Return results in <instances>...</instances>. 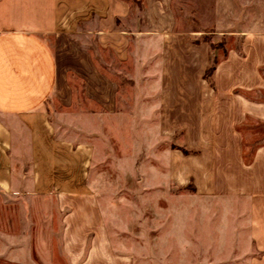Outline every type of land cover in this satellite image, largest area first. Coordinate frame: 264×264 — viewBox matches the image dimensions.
Segmentation results:
<instances>
[{
    "label": "crops",
    "instance_id": "obj_1",
    "mask_svg": "<svg viewBox=\"0 0 264 264\" xmlns=\"http://www.w3.org/2000/svg\"><path fill=\"white\" fill-rule=\"evenodd\" d=\"M128 11L126 0H0L2 210L43 207L50 216L59 204L70 264H132L130 254L115 251L87 183L90 145L59 135L87 131L84 122L97 114L119 113L118 96L124 95L119 83L75 37L82 31L92 35L98 47L125 65L133 33L117 23ZM72 20L76 30L67 28ZM146 33L139 34L146 48L145 95L157 96V130L168 138L177 133L178 147L189 150L168 149L169 178L180 186L191 182L195 196L235 203L242 219L226 224L233 231L220 240H235L229 264H264V141L251 146L248 157L242 128L251 121L264 125V31L240 33V47L217 63L212 85L203 76L209 47L194 41L196 32ZM153 53L159 60L150 59ZM76 91L99 111L73 112ZM58 148L84 155L78 160L84 170L62 168L66 159L58 157ZM25 240L23 234L1 233L0 260H27Z\"/></svg>",
    "mask_w": 264,
    "mask_h": 264
},
{
    "label": "rangeland",
    "instance_id": "obj_2",
    "mask_svg": "<svg viewBox=\"0 0 264 264\" xmlns=\"http://www.w3.org/2000/svg\"><path fill=\"white\" fill-rule=\"evenodd\" d=\"M126 1L128 15L117 23L133 33L130 59L125 65L98 47L92 35L82 31L75 37L90 48L98 65L119 83L124 94L118 96L119 113L97 114L84 122L87 131L74 128L59 135L90 145L87 183L103 211L116 252L130 254L132 264H229L237 251L235 240H220L225 239L227 230L233 231L226 224L240 222L241 213L235 211V203L195 196L191 182L180 186L169 178L168 149L189 150L178 147L177 133L168 138L157 130L158 100L156 95H145L146 48L139 34L196 32L194 41L209 47V64L211 59L221 60L229 49H238L242 31H264V0ZM74 21L68 29L76 30L72 27ZM150 59L159 60L158 53ZM139 61L141 68L135 70ZM129 73L132 78H128ZM74 85L80 90L77 83ZM73 98V112L99 111L78 91ZM74 120L79 123L76 116ZM242 128L249 157L251 146L264 141V125L251 121ZM57 155L66 159L62 168L72 167L78 173L84 170V162L78 161L84 155L70 153L68 148H58ZM3 203L0 197V237L8 230L23 234L28 258L22 263L1 259L0 264H70L63 250V212L59 204L56 214L51 211L50 216L43 207L24 211L25 207L19 205L17 209L15 205L13 216L2 210Z\"/></svg>",
    "mask_w": 264,
    "mask_h": 264
},
{
    "label": "trees",
    "instance_id": "obj_3",
    "mask_svg": "<svg viewBox=\"0 0 264 264\" xmlns=\"http://www.w3.org/2000/svg\"><path fill=\"white\" fill-rule=\"evenodd\" d=\"M219 61L220 59H217V58L211 59L205 70L204 79H206L210 85H212V73L214 72V69Z\"/></svg>",
    "mask_w": 264,
    "mask_h": 264
}]
</instances>
